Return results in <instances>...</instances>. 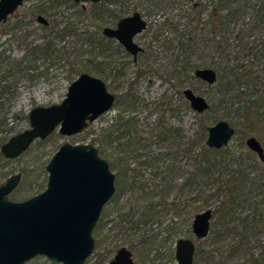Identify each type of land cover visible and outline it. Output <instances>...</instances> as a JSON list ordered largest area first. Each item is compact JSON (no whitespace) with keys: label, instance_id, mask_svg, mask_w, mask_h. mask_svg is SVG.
I'll use <instances>...</instances> for the list:
<instances>
[{"label":"rangeland","instance_id":"1","mask_svg":"<svg viewBox=\"0 0 264 264\" xmlns=\"http://www.w3.org/2000/svg\"><path fill=\"white\" fill-rule=\"evenodd\" d=\"M210 1L100 0L105 10L122 12V17L136 11L147 23V28L134 38V42L143 49V53L138 55L135 63L123 48H117L114 43L109 45L101 35L100 22L82 14L81 5H73L72 1L25 0L5 23H0V117L2 115L7 117V125L1 130L0 136H5L6 140L29 127L28 119L24 118V115L32 107L59 104L65 97L69 84L78 76L69 74V67L64 61L59 60H54L51 66L45 61L37 63L39 65L37 72L44 70L45 67L49 68L46 76L43 77H37L36 71H25V64L18 65V62L24 50L32 45H40L47 41L52 43L57 55L67 50L75 52L72 57L77 62L75 70L81 69L78 66L81 57L77 52H84L85 57H82L84 61L90 58L88 56L90 53L100 54L95 58L96 60L90 58L92 62L88 67L89 71L82 73L102 80L107 91L115 95L116 99L126 98L120 105L114 103L111 109L90 122L81 133L65 136L55 130L43 143L35 140L17 158L10 159L7 163L0 162V172L7 175L4 178L0 177V183L14 173H21L19 185L8 197L14 201H21L37 194L45 187L47 180L45 165L61 143L66 141L92 143L97 148L100 147L107 161L116 151L124 154L130 169L127 178L132 184L126 191L120 189L116 199L118 202L116 200L109 202L103 208V212L108 213L102 234V237L106 238L104 246L111 247L112 243L117 245V248L122 245L128 247L133 252L136 264H174V247L177 238L194 239L191 232L193 216L210 208L212 211L210 229L212 227L218 231L219 240L214 245V238L210 233L205 238L197 239L193 264H264V189L262 186L263 190L261 189L262 192L258 194H254L256 190L252 192L249 190L253 185L264 184V162L260 161L256 154L245 156L243 159L247 173L246 188L240 191V198L225 221L219 218V213L216 214L214 210L228 193L226 185L221 188L222 192L216 194L215 182L199 200L196 199L195 210L191 205L188 207L182 205L183 199L194 197L193 190L181 189V187L189 170L197 165V157L194 160L184 152L192 146V141L199 137L203 121L207 126L221 119L228 121L227 118L222 117L226 112L222 107L207 110L202 114L196 113L182 94L183 90L190 89L195 95L203 97L208 102L214 95L206 88L204 82L194 76L195 70L209 68L211 61L208 53L200 51V47L191 53L190 51L185 53L179 48L180 44H186L188 33L189 35L190 32H195L197 35L201 33L202 26H197L195 30L192 23L193 3L201 2L204 6H210ZM83 5L86 10L92 8L91 3ZM36 9H40L37 15L48 21L47 28L44 29L28 15L30 10ZM102 11L103 9L101 13ZM208 11V7L203 10L201 16L203 20L207 17ZM103 20L109 19L104 17ZM110 22L109 26L113 27L116 21ZM67 24H72L77 34L62 38L63 32L59 34V30L65 29ZM254 42L250 39L251 45L254 46ZM184 66H187L186 72ZM176 72L178 77L172 78L171 74ZM29 75L34 77L31 78ZM3 86L8 87L7 92L2 91L5 90ZM124 102L129 104L131 109L124 111L122 117L132 118L134 128L123 136L113 138L108 146H99L97 139L104 138L107 141L111 139L110 136L106 139L105 129L118 126L116 118L122 112ZM124 130V127H120L117 134L120 135ZM93 139L96 140L93 142ZM205 139L206 137L203 141ZM260 142L264 148V139ZM226 147L231 151L244 153L246 145L244 143L242 146L239 138L234 135ZM196 151L198 152V148ZM165 157L169 158L164 160ZM146 161L149 163H145ZM142 163L144 164L141 165ZM167 164L178 168L177 173L174 172L175 179L167 201L176 202V197L179 195V201L183 206L179 213L174 210L164 211L159 213L160 216L153 222L141 224H136V217L131 219L132 225L129 222H120L116 216L119 207L121 211L129 208L135 211L142 210V206L146 204L153 206L158 203L160 177L164 171L166 172L164 167ZM111 170L116 175V170ZM228 174V169L219 166L214 177L224 181L229 177ZM119 178V181L124 180L122 176ZM115 185L117 192L118 188L124 186L122 183L117 187V182ZM143 194L148 196L143 200L139 199ZM202 200L205 205L199 208ZM255 202L260 203V206H257L259 213H253ZM155 208L162 209L163 205L157 204ZM171 226L173 230L170 231ZM142 234L155 236L150 247L138 244ZM102 247L103 245L100 248ZM215 247L222 249L220 256L214 252ZM113 254L114 252L111 256ZM93 261L94 257L87 264H92ZM49 262L52 261L43 256H36L25 264H49Z\"/></svg>","mask_w":264,"mask_h":264},{"label":"water","instance_id":"2","mask_svg":"<svg viewBox=\"0 0 264 264\" xmlns=\"http://www.w3.org/2000/svg\"><path fill=\"white\" fill-rule=\"evenodd\" d=\"M25 0H0V23H5ZM75 3L97 0H72ZM35 21L47 26L42 16ZM146 28L139 12L124 17L115 28L102 33L117 41L135 59L142 49L133 42L134 36ZM194 76L211 86L217 79L210 68L197 69ZM182 94L198 114L207 111L208 102L190 89ZM115 97L105 83L87 73L73 80L63 100L48 107H32L28 113L29 127L18 132L0 146L6 159L25 152L37 139L47 138L53 131L70 136L81 133L90 122L114 106ZM204 141L208 148L225 147L235 135V128L225 119L206 127ZM246 147L264 162V148L253 135L246 137ZM45 187L24 200L14 201L8 195L21 181V173L8 176L0 183V264H25L43 256L59 264H83L94 250L93 229L103 206L115 192V174L108 161L100 156L92 143L63 142L45 165ZM212 211L196 213L191 222L195 239L209 234ZM195 244L183 237L175 242V263L192 264ZM107 264H134L131 253L121 247Z\"/></svg>","mask_w":264,"mask_h":264},{"label":"trees","instance_id":"3","mask_svg":"<svg viewBox=\"0 0 264 264\" xmlns=\"http://www.w3.org/2000/svg\"><path fill=\"white\" fill-rule=\"evenodd\" d=\"M236 1L237 0H211L209 2L210 6H204L201 2H194L192 6L194 10L192 23H194L195 30L197 29V26H202L201 33L199 35L195 32H190V35L188 33L185 40L186 44H180L179 48H181L185 53L187 51H190L191 53L200 47V51H206L208 53L209 60L211 61L209 68L216 72L217 79L214 85L209 86L205 83L206 88L214 93L210 102L207 101L209 105L207 110H214L222 107L226 111L222 114V117L227 118L229 123L234 126L235 136L239 138V143L243 146L245 143L244 139L248 136L253 135L257 137L259 141H263L264 139V0ZM73 5L75 4L73 3ZM204 7H208L209 11L207 17L203 20L201 16L203 10L205 9ZM102 8L103 7L100 3H95L92 5L90 10H81V13L99 21L100 25H102V23L106 24L105 20H103L104 17L109 20H117L122 17V12L113 13L109 11L104 12V15L106 16L102 14L104 17H101L100 14ZM39 12L40 9L30 10L28 15L32 18V20H35V17L38 16L37 14ZM48 25L41 26L45 29ZM64 28L65 29L63 30H59V34L63 32L61 35L62 38L67 35L77 34L76 29H74L72 24H67ZM250 39L255 41L254 46L250 44ZM107 43L109 45L112 44L111 41H107ZM116 47L119 48L118 46ZM74 53L75 52H69L67 50L62 54L57 55V51L53 48L52 43L46 41L40 45L36 44L26 48L18 62V65L25 64V71H36L37 77H43L46 76L49 68L44 66V70L37 72L39 69V65H37V63L45 61L51 66L54 60H59L64 61L66 66L69 67V74L79 75L82 72L89 71L88 67L90 62H92L90 58H92V60H96L95 58H98L100 55L90 53L88 55L90 58H86L84 61L82 59L85 55L84 52H77V55L81 57L80 61L82 64L79 62L78 66L81 67V69L75 70V64L77 65V62L72 59V57H74ZM248 57L250 58L249 61ZM184 71H187V66H184ZM180 73H182V71H180ZM177 74L178 72L171 74V77H178ZM29 76L31 78L34 77V75ZM3 87L5 90L2 89V91H6L8 88L5 86ZM119 102L120 101L117 100L115 101L116 104H119ZM130 109L131 106L124 102V107L121 110L122 112L119 113L116 118L118 126L116 125L114 128L110 126L111 128L108 127L105 129L107 133L105 134L106 139L109 136L111 139H108V141L104 138L97 139L99 146H108L109 142L113 140V138L123 136L125 133L134 128L132 118L123 119L122 117L123 112L126 110L129 111ZM24 118L28 119L27 114L24 115ZM6 119L7 117H5V115L0 117V132L7 125ZM120 127H124L125 130L118 135L117 131ZM206 127L207 125L203 121L199 137L197 140L192 141V146L184 152L185 154H189V156L194 160L197 157V165L189 170V173L183 180L181 187V189L184 188L193 190L195 193L194 197L183 199L182 205L185 207L191 205L193 206V210H195L197 206L196 199L199 200L205 194L206 190L215 182L217 184V187L214 189L216 194L222 192L221 188L226 185L228 193L224 195L217 205L216 210H214L216 214L217 212L219 213L218 217L225 221L227 215L232 212L237 204V200L240 198V191L246 188L247 173L245 171L246 167L243 163V159L245 156H252L255 153L247 147L244 149V153L231 151L226 146L220 149L208 148L203 141V138L207 135ZM44 140L45 139H37L36 142L43 143ZM95 140L96 139H93L92 141L94 142ZM4 141H6V137L0 136V146ZM197 148L198 152L196 151ZM97 149L100 156L103 158L106 157L100 147ZM168 158L169 157H165L164 160ZM8 161H10V159L4 158L0 152V162L7 163ZM108 163L110 169L116 170L117 187H119L122 183L124 184L123 188H118V191L120 192V189L121 191H126L131 188L132 184L129 183L127 178V174L130 169L125 160L124 154L116 151L114 156L108 160ZM145 163L148 162L146 161ZM143 164L144 163L141 165ZM219 166H222L229 171V177L224 181L219 180V177H214L215 171ZM165 168L166 172L164 171L163 175L160 177L158 203H155L153 206L146 204L142 206V210L135 211L130 208L126 211H121V207H119L117 209L116 216L119 218L120 222L131 223V219L136 217V224H141L153 222L160 216L159 213L164 211L174 210L176 213H179L181 207H183L179 201V195L176 197V202L174 201L171 203L167 201L170 188H172L173 180L175 179L174 172L177 173L178 168H174L172 164L165 165L164 169ZM6 176V173L0 172V177L4 178ZM120 176H122L124 180L119 181ZM158 182L159 181H157L156 184H158ZM262 186L264 189V184L262 183L253 185L252 188L248 189L251 190L250 192L256 190V193L254 194H258L262 192ZM181 191L179 193H181ZM147 196L148 195L143 194L139 199L143 200ZM115 200L116 196H113L109 202H115ZM116 201L118 202V200ZM157 204L163 205V208H155ZM204 205L205 202L202 200L200 201L198 207L201 208ZM257 206H260V203L255 202L252 208L253 213H259L260 210H257ZM185 212H187L186 209ZM106 216H108V213ZM226 223L227 221L225 224ZM213 224H215V222ZM130 225H132V223ZM169 230H173V227L171 226ZM209 233L213 235V243L216 245L219 240L218 231L211 227ZM94 234L96 237V251L93 254V256L96 257L94 264H103L104 260L108 258L113 248H100L103 239V227L101 220L95 228ZM154 239L155 236L153 235L142 234L138 239V244L144 247H150L153 244ZM192 240L194 243L198 242L195 238ZM213 250L218 256L222 253L220 252L222 250L220 247H215ZM49 264L57 263L52 261L49 262Z\"/></svg>","mask_w":264,"mask_h":264},{"label":"flooded vegetation","instance_id":"4","mask_svg":"<svg viewBox=\"0 0 264 264\" xmlns=\"http://www.w3.org/2000/svg\"><path fill=\"white\" fill-rule=\"evenodd\" d=\"M72 1V0H71ZM73 2V1H72ZM74 4H80L81 5V8L84 10V11H88V10H86V7L83 5L84 3H91L92 5L93 4H95V3H100V0H97V1H95V2H91V1H87V2H83V3H75V2H73ZM101 4V3H100ZM101 6L102 7H104L102 4H101ZM103 9V11H102V13L101 14H103L104 15V12H107V11H109V10H105L106 8H102ZM109 12H113L114 13V11H109ZM136 12V11H135ZM134 13V12H133ZM132 13V14H133ZM100 14V15H101ZM131 14V15H132ZM101 15L102 17H104V16H106V15ZM128 16H130V15H128ZM125 17H127V16H125ZM122 18H124V17H121V18H119V19H110V20H108V21H105V23L106 24H104V23H102V30L104 29V28H106V27H108V28H115L116 27V25H117V22L120 20V19H122ZM143 18V17H142ZM110 21H112V22H115V24L113 25V27H110L109 25L111 24V22ZM146 28H147V23H146ZM145 28V29H146ZM102 30H101V35L103 36V38L106 40V41H111L112 43H114L116 46H118L119 48H123L117 41H115L114 39H109V38H107V37H105L104 35H103V33H102ZM143 32V31H142ZM141 32V33H142ZM141 33H139V34H141ZM138 34V35H139ZM137 36V35H136ZM136 36H134V38L136 37ZM134 38H133V42H134ZM135 43V42H134ZM136 44V43H135ZM138 45V44H137ZM139 46V45H138ZM140 47V46H139ZM141 49H142V47H140ZM124 50V49H123ZM125 51V50H124ZM126 52V51H125ZM127 53V52H126ZM141 53H143V49H142V51L140 52V53H138V55H140ZM129 54V53H128ZM130 55V54H129ZM138 55L136 56V58L134 59L133 58V56L132 55H130L131 57H132V61H133V63H135L136 62V60H137V57H138ZM122 74V73H121ZM138 77H140V74H139V76ZM114 97H115V95H114ZM124 99H126V98H122V100H124ZM120 101L119 102V104L118 105H120V103H121V97H118L117 99H116V97H115V101ZM115 101H114V103H115ZM123 107H124V104H123ZM149 163V162H148ZM147 165V164H146ZM115 174V173H114ZM114 182H116V175H115V179H114ZM120 192L118 191L117 192V190H116V185H115V192H114V194H113V196H116V199H117V197H118V194H119ZM112 196V197H113ZM111 197V198H112ZM111 198H110V200H111ZM109 200V201H110ZM108 201V202H109ZM107 202V203H108ZM106 203V204H107ZM105 204V205H106ZM105 205L103 206V208L105 207ZM158 205H160V204H158ZM102 208V210H101V212H100V216H99V218H98V221H97V224H96V226L94 227V229H93V236H94V250H93V252H92V254L85 260V262L83 263V264H87V262L92 258V257H94L93 256V254L95 253V251H96V237H95V235H94V230H95V228L97 227V225H98V223H99V221L101 220V223H102V227L105 225V222H107V219L105 220V218H107L108 216H106V212H103V209ZM194 217V216H193ZM193 219V218H192ZM192 222V221H191ZM103 238V237H102ZM179 238H183V237H179ZM105 237L102 239V244L101 245H103V247H107V248H113V250H112V252L109 254V256H108V258H106L105 260H104V262H103V264H107L110 260H112L113 258H114V256H115V254L117 253V251L121 248V247H124L125 249H127L130 253H131V258H132V260H133V262H134V264H136V261H135V258H134V256H133V252H132V250H130L128 247H126V246H124V245H122V246H120V247H118L117 248V245H112V243L110 244L111 245V247H108V246H104V241H105ZM178 239V238H177ZM191 239V238H190ZM194 242V241H193ZM195 244V243H194ZM101 247V246H100ZM102 247V248H103ZM114 252V254L111 256V254ZM174 252H175V247H174ZM194 255H195V252H194ZM175 257V256H174ZM95 258L96 257H94V261H95ZM93 261V263L92 264H94L95 262ZM193 264V263H192Z\"/></svg>","mask_w":264,"mask_h":264}]
</instances>
